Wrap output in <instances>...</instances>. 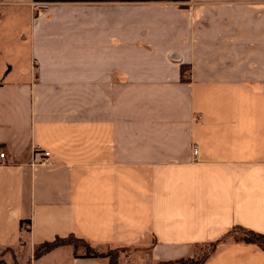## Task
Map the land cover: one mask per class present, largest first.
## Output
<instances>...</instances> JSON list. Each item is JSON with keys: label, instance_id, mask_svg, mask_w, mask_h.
I'll return each instance as SVG.
<instances>
[{"label": "crops", "instance_id": "0c3cea01", "mask_svg": "<svg viewBox=\"0 0 264 264\" xmlns=\"http://www.w3.org/2000/svg\"><path fill=\"white\" fill-rule=\"evenodd\" d=\"M0 23V261L110 264L34 258L73 236L120 264L216 240L202 264H264L227 237L264 234V0H0Z\"/></svg>", "mask_w": 264, "mask_h": 264}, {"label": "rangeland", "instance_id": "374dc122", "mask_svg": "<svg viewBox=\"0 0 264 264\" xmlns=\"http://www.w3.org/2000/svg\"><path fill=\"white\" fill-rule=\"evenodd\" d=\"M138 1H146V0H138ZM44 8H42V9H44ZM39 9H40V7H39ZM0 27H1V25H0ZM5 45H2L3 51L10 48L7 46L6 43H5ZM12 48L13 47H11V49ZM3 60H4V56H1L0 57V67L3 66ZM7 67H8V65H7ZM193 159H197V155H196V157L193 155ZM245 235H246V233L243 230L234 229V230H231L227 234V237H230L233 239H238V238H243V237L245 238ZM66 241L69 242L73 246L74 251L78 254H91V253H100V252L109 253V255H111V257H112V264H120L119 258L122 257V254L129 256L130 251H131V249H124L123 250V249H117V248H112V247L95 248V247L91 246L90 244H89L90 245V247H89V245L86 242L81 241L75 237L66 238ZM211 250H212L211 243H205V244L199 245L197 248V256L195 257V259H198V260L201 259L203 257V255L207 254ZM0 264H4V263L2 261H0ZM15 264H18V263H15Z\"/></svg>", "mask_w": 264, "mask_h": 264}, {"label": "trees", "instance_id": "16d2710c", "mask_svg": "<svg viewBox=\"0 0 264 264\" xmlns=\"http://www.w3.org/2000/svg\"><path fill=\"white\" fill-rule=\"evenodd\" d=\"M123 1H133V0H123ZM135 1H138V0H135ZM24 221H27L26 225L29 224V220H22L21 222L23 223ZM234 229H241L246 233L245 238L243 237V239H242L243 241L257 244L259 247L264 249V234L250 230V229H246V228H240V227L232 228V230H234ZM70 237H73V236H70ZM79 240H81V239H79ZM81 241H83V240H81ZM218 241L219 240L211 242L212 250L214 249V247L218 243ZM66 243H69L66 241V238H56L53 241L44 242V243L36 246V248L34 249V258L39 257L43 253L52 249L53 247H56V246L62 245V244H66ZM89 247H90V245H89ZM210 252L203 255V257L199 260L195 259V258H181V259H177V260L160 261V262H157L156 264H202L206 260V258L210 254ZM99 255L108 256L110 264H112V257H111V255H109V253H91V254H83L82 256H99Z\"/></svg>", "mask_w": 264, "mask_h": 264}, {"label": "built area", "instance_id": "2783aa9c", "mask_svg": "<svg viewBox=\"0 0 264 264\" xmlns=\"http://www.w3.org/2000/svg\"><path fill=\"white\" fill-rule=\"evenodd\" d=\"M36 154H39V158L31 162V166H51L53 165V161L50 158V152L48 150H39L35 151ZM193 155L196 157L197 155V147L193 148ZM0 158H5V153L0 151Z\"/></svg>", "mask_w": 264, "mask_h": 264}]
</instances>
